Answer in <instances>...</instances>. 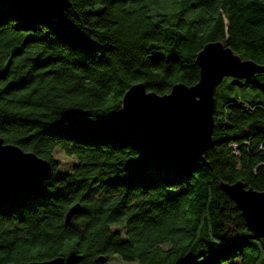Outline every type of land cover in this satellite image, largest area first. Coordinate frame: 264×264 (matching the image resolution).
Wrapping results in <instances>:
<instances>
[{
  "label": "trees",
  "instance_id": "1",
  "mask_svg": "<svg viewBox=\"0 0 264 264\" xmlns=\"http://www.w3.org/2000/svg\"><path fill=\"white\" fill-rule=\"evenodd\" d=\"M210 41L264 67V0L0 1V138L50 164L35 189L0 198V264H264V238L217 187L264 191V70L215 86L201 154L120 109L133 83L193 84Z\"/></svg>",
  "mask_w": 264,
  "mask_h": 264
},
{
  "label": "water",
  "instance_id": "2",
  "mask_svg": "<svg viewBox=\"0 0 264 264\" xmlns=\"http://www.w3.org/2000/svg\"><path fill=\"white\" fill-rule=\"evenodd\" d=\"M15 7L40 6L61 11L68 0H0ZM197 80L190 85L172 83L163 94L146 91L133 83L120 98L126 119L150 137L176 153L201 154L211 146L214 88L223 77L246 79L264 70L249 59H241L220 41L204 43L193 58ZM50 164L30 151L3 143L0 138V198L35 189L49 174ZM218 189L238 210L245 228L253 238H264V191L245 186L239 180L217 182ZM79 205L69 206L63 215L67 224ZM24 264H63L61 257Z\"/></svg>",
  "mask_w": 264,
  "mask_h": 264
}]
</instances>
